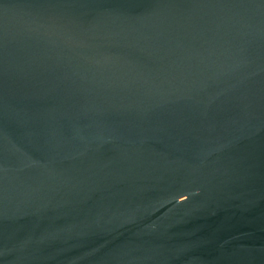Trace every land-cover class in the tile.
Here are the masks:
<instances>
[{
  "label": "water",
  "instance_id": "1",
  "mask_svg": "<svg viewBox=\"0 0 264 264\" xmlns=\"http://www.w3.org/2000/svg\"><path fill=\"white\" fill-rule=\"evenodd\" d=\"M0 264H264V0H0Z\"/></svg>",
  "mask_w": 264,
  "mask_h": 264
}]
</instances>
